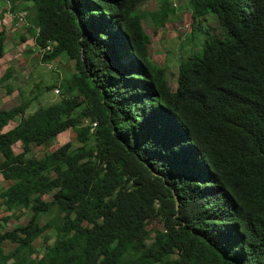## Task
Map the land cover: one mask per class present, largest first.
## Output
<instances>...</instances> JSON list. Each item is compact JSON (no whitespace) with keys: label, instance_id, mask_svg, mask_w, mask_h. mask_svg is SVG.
<instances>
[{"label":"trees","instance_id":"16d2710c","mask_svg":"<svg viewBox=\"0 0 264 264\" xmlns=\"http://www.w3.org/2000/svg\"><path fill=\"white\" fill-rule=\"evenodd\" d=\"M141 1L9 0L12 22L26 12L20 40L33 39L38 62L63 56L73 73L56 103L25 116L48 95L42 84L21 112L0 109V130L18 117L0 132V175L12 180L0 202L31 212L0 233V264H264V0H185L192 35L208 14L224 33L179 62L173 91L148 57ZM150 13L157 28L174 8L163 0ZM6 41L2 29L0 58ZM68 127L80 145L23 157ZM47 229L38 256L32 241Z\"/></svg>","mask_w":264,"mask_h":264},{"label":"rangeland","instance_id":"374dc122","mask_svg":"<svg viewBox=\"0 0 264 264\" xmlns=\"http://www.w3.org/2000/svg\"><path fill=\"white\" fill-rule=\"evenodd\" d=\"M7 1V2H6ZM170 3L174 8V13L169 17L163 26L155 28L150 16L147 15L142 20L144 31L150 37L148 45V57L156 64L163 66L167 71V86L169 91L175 89L176 77L178 72V65L180 61L185 60L188 55L200 48V45L205 41L204 31L208 30L210 34L219 36L222 34V28L220 27L218 20L213 14H208L207 20L200 21L201 31H195L192 35L190 33L191 28V16L190 9L187 6L185 0H165ZM163 3V0H147L139 4L138 9L141 13H147L157 10ZM8 0H0V15L3 17L2 23H0V30L4 29V34L7 37L6 52L0 58V78L10 67L11 78L7 81H0V88H4V85H9L14 91L11 94H5L1 96L3 89H0V109H5L9 106L19 105L22 99L32 97L39 87L44 85L56 84L51 87L47 96L39 95L35 99L28 109L32 112L42 102H52L56 99L61 92L59 85L66 79H70L73 71V61L65 60V58H56L49 62V65L41 64L38 62L39 55L34 50L33 41L31 38L27 41H21L20 35L26 34V23L19 20L15 25H12L9 15L7 14ZM3 25V26H2ZM29 37V36H27ZM42 75L36 78L31 83L27 81L34 76ZM44 81V83H43ZM58 88L59 92L55 93V89ZM18 91L22 92V96L18 95ZM43 92V91H42ZM53 95V96H49ZM56 97V98H55ZM15 122L9 121V123L3 127V130H7L12 127ZM54 144H62L65 141H71L72 144L78 146L79 142L76 140V132L72 129L64 131L58 136ZM22 143L17 142L13 145L15 152L21 150ZM37 146V147H35ZM39 145L35 143L31 144L32 156L38 157L42 153L51 151L56 146H45L39 148ZM9 181L4 180L0 176V189L6 187ZM44 200H49L51 194L42 195ZM1 201V199H0ZM0 202V233L11 230L18 224H25L30 216V211L23 209L22 211H8L4 209V206ZM3 217H7L3 220ZM38 224L42 225L47 221V217L43 213L36 215ZM156 221L150 223L148 228L155 225ZM156 226V225H155ZM160 228V227H159ZM46 236V241L52 243L54 239V232L52 229H47L45 234L38 236L32 241L33 248L36 250L38 256L42 252L43 240ZM15 243H10L8 240H4L1 243V248L4 252L12 250ZM34 256V255H33ZM12 259H9L6 264H10Z\"/></svg>","mask_w":264,"mask_h":264},{"label":"clouds","instance_id":"9594fccd","mask_svg":"<svg viewBox=\"0 0 264 264\" xmlns=\"http://www.w3.org/2000/svg\"><path fill=\"white\" fill-rule=\"evenodd\" d=\"M144 1H147V0H142L140 3H137V4H141L142 2H144ZM7 2V1H6ZM8 5H9V0H8ZM172 5H175L174 3L172 4ZM137 6V5H136ZM139 6V5H138ZM138 11H139V9H137ZM137 13V12H136ZM7 14L9 15V17H10V22H11V24L12 25H15L19 20H21L22 19V21H24V23H26V25L28 26L29 25V23L27 22V20H26V12L25 11H20V12H17L16 13V15H15V18H16V21H15V23L14 22H12V20H13V18H14V15H12L10 12H8L7 11ZM137 14H139V13H137ZM145 14V13H144ZM151 13L150 12H147L146 14H145V16H144V18L145 17H147V15H149L150 16V19H151V21H152V23H153V19H152V17H151V15H150ZM140 15V14H139ZM142 16V15H141ZM172 15H169V17H171ZM191 16V15H190ZM208 16V15H207ZM207 16H206V20H207ZM168 17V18H169ZM143 18V19H144ZM167 18V19H168ZM142 19V20H143ZM142 20H141V27H142V29H143V25H142ZM2 21H3V17L1 18L0 17V23H2ZM203 21V20H202ZM218 23H219V21H218ZM220 25V24H219ZM3 26V25H2ZM26 26V27H27ZM160 27V26H159ZM221 27V26H220ZM3 29V28H2ZM1 29V30H2ZM4 30V29H3ZM191 30H192V23H191V28H190V32H191ZM143 31H144V29H143ZM200 31H201V28H200ZM206 31V30H205ZM204 31V32H205ZM145 32V31H144ZM146 33V32H145ZM207 33L209 34V35H205V41L208 39V37H210V36H214V37H217V38H219V37H221L222 36V34L224 33L223 32V29H222V34L221 35H219V36H215V35H213V34H210L209 32H208V30H207ZM147 34V33H146ZM205 34V33H204ZM29 38H31V37H28L26 40L28 41L29 40ZM32 39V38H31ZM26 40H24V41H26ZM32 41H33V39H32ZM205 41H203L202 43H204ZM33 46H34V43H33ZM50 49V47L49 46H45V48L44 49H42V50H45V51H47V50H49ZM34 50L37 52V54L40 56V53H41V51H39L37 48H34ZM56 58H58V57H55V58H53V59H51L50 60V62L51 61H53V60H55ZM60 58H65V57H60ZM119 59H120V61L121 62H123L125 59H123L122 57H119ZM65 60H69V59H67V58H65ZM71 61H73V60H71ZM45 65H49V62L48 63H46ZM158 66H160V65H158ZM179 66V65H178ZM161 67H163V66H161ZM72 73H73V71H72ZM166 74H167V71L165 72ZM178 73V72H177ZM72 75V74H71ZM11 78V77H10ZM9 78V79H10ZM71 78V77H70ZM8 79V80H9ZM69 79V78H68ZM0 81H7V80H0ZM5 83V82H4ZM44 83V82H43ZM56 84H50V87H53V86H55ZM61 85V84H60ZM59 85V87H61ZM5 86V85H4ZM9 88H10V90H11V92L9 93V94H11L14 90L9 86ZM175 90V89H174ZM55 93H58L59 92V90H58V88H56L55 90ZM61 93V92H60ZM18 95L19 96H21L20 94H19V91H18ZM49 96H53V95H49ZM54 97V96H53ZM60 97H61V94L56 98V99H54L52 102H46V103H44L43 105H41V106H45V105H48V104H51V103H56V102H58L59 100H60ZM23 100L24 99H22L21 100V102H20V104L19 105H14L13 107H16L17 108V110H18V112H21L22 111V109L24 108V103H22L23 102ZM11 107V106H10ZM28 109V107L25 109V111H24V114H25V116H28V115H30L32 112H30L29 113V111H27L26 112V110ZM17 120H18V117H15V119H11L10 121H12V122H15V124L17 123ZM9 123V122H8ZM7 123V124H8ZM6 124V125H7ZM15 124H13L12 125V127L15 125ZM5 125V126H6ZM82 127H85V126H90V132H92L93 131V129L95 128V126H96V121H89L88 119H84L83 121H82ZM11 127V128H12ZM11 128H9V129H11ZM9 129H7V130H9ZM69 129H72V130H74L75 131V129L74 128H71V127H68L67 129H65L64 131H67V130H69ZM80 129V128H79ZM7 130H0V132H5V131H7ZM64 131H62V132H59L58 134H57V136H56V138L58 137V136H60ZM76 132V131H75ZM76 135H77V132H76ZM55 138V140H59V139H56ZM55 140H53V141H51L49 144H47L46 146H49V147H52V146H56L55 148H57L58 146H60L59 144H54V141ZM17 142H20V141H15L14 143H12L11 144V150H12V152H13V154H18V153H21L22 152V145H21V150L20 151H18V152H15L14 151V149H13V145L15 144V143H17ZM65 142H71V141H65ZM64 142V143H65ZM21 143V142H20ZM34 143V142H33ZM72 143V142H71ZM63 144V143H62ZM31 146V145H30ZM55 148H53L52 150H54ZM51 150V151H52ZM32 151V147H31V150L30 151H28V152H26L25 154L23 153V157L24 158H26V157H28V156H31V154H30V152ZM48 153V152H47ZM47 153H42L41 155H43V154H47ZM33 157H35V156H33ZM40 156H38L37 158H39ZM1 176V175H0ZM2 177V176H1ZM3 178V177H2ZM4 180H8V179H6V178H3ZM9 181V183H11L12 182V180L10 179V180H8ZM8 186V185H7ZM6 186V187H7ZM2 188H5V187H2ZM1 188V189H2ZM0 189V190H1ZM1 199V198H0Z\"/></svg>","mask_w":264,"mask_h":264}]
</instances>
